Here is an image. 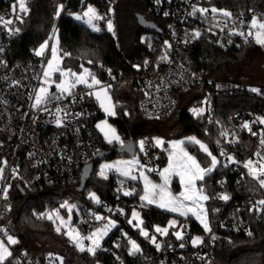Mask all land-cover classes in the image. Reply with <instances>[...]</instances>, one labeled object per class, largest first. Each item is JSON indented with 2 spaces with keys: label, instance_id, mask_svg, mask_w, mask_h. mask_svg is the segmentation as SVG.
<instances>
[{
  "label": "built area",
  "instance_id": "2783aa9c",
  "mask_svg": "<svg viewBox=\"0 0 264 264\" xmlns=\"http://www.w3.org/2000/svg\"><path fill=\"white\" fill-rule=\"evenodd\" d=\"M145 1L151 13L160 19L154 22L160 32L156 34V39H151L147 45L150 51L157 50L156 56L153 59L135 61L132 68L138 72L133 76H126L106 67L94 70L86 66L82 72L87 69L91 74L86 75V79L91 81V76H95L110 89L125 82L134 85L135 89L141 92L138 110L145 120H159L175 113L180 103L179 96L195 91L200 100L191 105L188 114L197 116L198 113H194L193 109H203L201 115L207 113L215 123L216 100L221 95L238 91L241 87L223 85L211 78H205L201 72H194L191 69V55L204 35L223 48L248 43L250 36L247 34L254 14L209 6L206 0ZM16 3L17 0H0V17L4 18L0 21V169L3 170L0 172V239L4 240L5 218L12 207V189L27 188L36 179L45 178L52 183H61L62 189L70 191L74 189L78 179L81 180L83 168L104 151L101 137L94 127L95 120L100 116L98 103L93 96L97 85L91 88L79 86L71 90V94L50 89L48 94L55 93L60 99L33 107L37 91L44 86L42 75L47 51L44 56L37 55L38 44L34 43L27 50L24 60L11 54V47L20 34V23L25 15L18 6L16 11H13V5ZM213 8L218 11L212 12ZM199 9L208 11L202 13ZM219 10L230 12L231 16H224ZM97 16L101 17L97 19L99 23L100 20L112 22L111 6L105 2L97 5ZM7 20L12 23L5 26L4 21ZM56 32L54 29L51 38ZM197 32L199 36H196ZM166 40H169V45ZM244 90L242 87V92ZM249 90L251 89L247 88V92ZM134 94L137 99V94ZM123 116L130 119V110L126 109ZM260 119H264V116L251 112L233 114L230 117L233 129L226 135V140L233 142L234 132L238 130L254 142V154L250 158L254 164L264 163L261 159L264 157V145L260 143L264 137V123H260ZM244 124H248L251 130L244 128ZM128 139V142L135 143L139 162L147 174L160 178L166 152L160 150L152 136L136 138L130 135ZM141 141H144L143 150ZM221 150L224 155H221ZM257 153L260 155H256ZM216 155L219 158L217 166L221 168L213 178L216 182L215 200L219 218L214 222V227L211 225L209 232H213L215 227L223 226L230 229L239 227L247 233L250 229L249 223L240 215L236 225H233L229 218L247 208L258 209L264 213V206L258 204V201L264 200V188L249 175L245 189H240L239 185L246 175L241 157L233 153L230 155L233 158L231 161L224 149H217ZM28 174L33 176L30 181L27 180ZM115 189L113 198L119 200L137 193L139 186L133 182L121 181ZM125 192L134 193L125 195ZM224 194L229 196L228 200L220 198ZM134 208H140L139 203H132L131 210ZM78 215L79 227L84 237L99 224L96 217L103 215L104 218H114L120 223L119 237L115 239L114 244L119 243L121 239H128L124 225L127 212L119 202L110 205L102 201L100 208L79 212ZM197 237L201 242L193 245L192 241ZM209 237L213 238L214 234ZM209 237L205 233L192 234L187 229L183 231L182 239L176 243L163 244L159 249L154 247V250L143 248L138 240L133 239L140 251L133 253L128 243L127 257L134 264H214V249L207 245ZM95 254L116 256L117 264H130L116 253L114 247L105 242ZM53 260L46 257L40 260L21 253L18 264H59L57 260Z\"/></svg>",
  "mask_w": 264,
  "mask_h": 264
},
{
  "label": "trees",
  "instance_id": "16d2710c",
  "mask_svg": "<svg viewBox=\"0 0 264 264\" xmlns=\"http://www.w3.org/2000/svg\"><path fill=\"white\" fill-rule=\"evenodd\" d=\"M136 1H142L150 11L149 5L145 0H127L128 3ZM104 2L105 0H27L26 5L29 12L25 13L21 20L20 34L11 47V54L15 58L24 60L26 52L31 45L34 43L39 45L51 40V34L56 29L59 33L60 55L63 58L64 68L80 72L86 66L94 70L106 67L126 76L137 74L138 71L132 68V64L137 60L153 59L158 53L157 50H149L147 46L149 43L147 45L140 43L139 36L141 31L145 30L144 28L139 26L135 30V44L132 52L127 54L125 46L118 41L113 33L107 30L106 22L100 20L102 29L97 32L77 21L72 15V13L84 11L88 4L95 3L100 5ZM206 3L209 6L224 8L232 12L242 10L254 15L260 14L264 16V0H206ZM116 12H113L114 23L118 22L116 20ZM154 17L156 19L155 22L160 20L156 16ZM151 22L154 23V21ZM158 32L153 33L157 34ZM152 39H156V36ZM250 55L264 56V46L256 44L253 35L249 37L248 43L228 48L216 45L212 39L204 35L196 46L195 52L191 55V69L194 72L203 73L205 78H211L214 82L229 86L239 85L241 88L231 94L221 95L216 100L217 118L215 123L210 120L207 113L201 115V117L188 114V109L191 105L200 100V97L195 95V91L181 94L176 112L159 120L165 121L175 116L177 122L183 126L180 135L194 132L203 142L209 145L215 154L217 149H224L229 154V157L233 153L238 154L241 157V161L245 164L246 161L253 157L254 142L238 130L234 132L235 140L233 142L226 140L227 133L233 129L230 117L242 111L264 116V89L259 92H252L251 90L247 92L248 86L245 83L222 76L219 72L223 67L228 70L236 68L247 61ZM119 87L120 85H116L111 89L119 111V118L114 121L125 135H134L136 138H140L158 133V128H153L150 132L142 130L145 119L140 116L138 110L141 92L137 91L134 85H131V91L138 96L137 99L131 100L123 97V92L119 91ZM242 87L245 89L243 92ZM120 100L122 104L118 103ZM126 109L131 112L130 119H125L123 116ZM101 142L104 150H110L114 147L105 145L102 139ZM188 148L208 168V157L201 153L197 146L188 145ZM98 163L95 165L94 171L83 191H79L80 179L73 187L74 189L66 191L62 189L61 183H52L45 178L36 179L27 188L12 189V207L5 218L4 230L5 234H11L17 238V244L13 247L12 257L5 260L4 264H18L19 254L21 253H24L27 257L45 259L46 255L33 256L29 252L26 247L29 241L27 233H43L49 236L54 234V223L46 218V214L49 210L59 208L61 203L65 201L74 203L79 207L80 212L83 213L100 208L102 201H106L110 205L121 203L127 212V219L124 225L127 228L128 239H121L119 243L114 244L115 239L119 237L120 227L118 226L104 242L114 247L116 253L120 257H124L127 263L134 264L127 257L126 248L128 247L129 239L138 240L145 249H155L147 240L140 236L138 229L128 224V218L132 212L131 204H140L138 193L142 187L139 186L138 192L134 195L114 200L115 187L121 180L114 176L108 179L99 177L97 175ZM244 164L243 170L246 175L239 185L240 189H245L249 177L248 169L244 167ZM220 169L217 166L214 169L216 170L215 173L210 172L206 177L207 188L205 192L209 196L207 204L212 227H214V222L219 218L215 200L216 182L213 181V178L216 177ZM32 177L31 174H28L27 180L30 181ZM91 192L98 196L99 202L88 197V193ZM141 212L144 217V226L152 231L155 226L167 225L171 218L169 212L155 206L143 207ZM239 215L249 223V232L245 233L239 227L230 229V227L218 226L215 227L213 232L206 233L202 225L191 216L185 219L183 231L189 229L192 234L205 233L208 237L214 234L213 238L209 237L207 239L208 247L214 249V264H219V261H224L228 264H264V213L258 209L247 208L234 217H228L233 225L238 223ZM74 216V222L79 226V215L74 212ZM9 218L12 219L10 224L8 223ZM178 240L174 232L170 231L164 243L170 245ZM64 252L66 254L63 260L64 264H117L118 260L116 256L91 255L88 252H77L75 259H72L67 257L72 252L71 248L64 249Z\"/></svg>",
  "mask_w": 264,
  "mask_h": 264
},
{
  "label": "rangeland",
  "instance_id": "374dc122",
  "mask_svg": "<svg viewBox=\"0 0 264 264\" xmlns=\"http://www.w3.org/2000/svg\"><path fill=\"white\" fill-rule=\"evenodd\" d=\"M105 3L109 4L112 8V12H116V20H118L117 23H114L113 20L111 22L112 24V31H109L108 29V23H107V30L111 33H113L118 41L122 43L123 46H125V49L127 50V54H130L132 52L133 45L135 44L134 40V32L135 30L140 26L139 22V16L142 15L144 18L147 20H151L155 22V17L154 15L148 10L146 5L142 1H136L132 3H128L127 0H105ZM27 7V5H26ZM89 7L93 8L95 10V13L97 15V5L95 3L88 4L86 9L82 12H75L72 13L73 17L89 26L91 29L97 31L96 29H99L97 32L101 31L102 27L101 24L97 19L93 20V26L89 25L86 23L88 17L84 16V13L88 11ZM28 9V7H27ZM29 12V11H27ZM77 16L82 17V19H77ZM115 18V17H114ZM113 18V19H114ZM256 18L258 21L264 22V16L260 14H255L251 21ZM250 21V25H251ZM258 29H252L250 28V31L253 33V37L255 38V32ZM156 36L155 33L150 32V31H141L139 40L140 43L143 45H147L149 41ZM166 44L169 45V40H166ZM256 41V40H255ZM47 42V45L43 49V52L39 56H44L46 51H47V57H46V62L44 65L43 69V75H42V84H44V88L50 91V89H54L55 91H59L56 88V84L60 83L62 80H68L69 82H74L75 77L69 76V77H64L60 74V72H53L50 78H45L44 77V71L47 70L48 66V61L52 59V47L55 46L57 49V56L60 58L59 59V68L61 71H66L68 70L67 68L63 67V58L60 55V45H59V33L58 31L54 34V36L51 38V40L45 41ZM45 42L40 43L37 47V52L41 50V46L45 45ZM257 44V43H256ZM128 45V46H127ZM260 45V44H258ZM262 46V45H260ZM72 72H75L77 74L83 73L82 71H76V70H71ZM220 75L225 76L227 78H231L232 80L238 81L245 83L248 85V88H256L259 90L264 89V56H256V55H250L247 59V61L243 62L241 65L237 66L234 69H227L225 67L221 68L220 70ZM47 79V83H45V80ZM100 84L97 85V89L94 91L93 96L95 100L98 103V112L100 116L95 120L94 122V127L97 131V133L100 135L102 141L104 142L105 145L107 146H115L118 144H125V142H128V138L130 136H126L123 130L120 129L118 124L114 121L119 118V111L117 109V101L115 100L112 90L101 80ZM91 83V81H89ZM79 86H87L86 84H77L74 88L71 90L76 89ZM102 88H107V97L110 98H105L103 93L101 94V100L104 101V104L106 107L111 105L110 111L114 112V115H109L107 112H105L104 108L101 107V101L96 98V93L99 92ZM119 91L123 92V97L128 98L131 100H135L136 96L133 91H131V84L128 82L122 83L119 87ZM66 93V92H65ZM119 104H122V101H118ZM204 111V110H203ZM202 112H199L196 117H199ZM106 121V124L104 123ZM97 125H101V128L104 129V131H101V128H98ZM109 126L111 129H115V134L120 138L119 141L113 140L112 143H109L108 140L105 138V132L108 131ZM153 128H158V133H155L152 135V138L156 142L157 140L163 141L162 144H159V148L162 151L166 152V161L165 164L162 167V172L165 168L168 167L169 165V157L170 154H175L177 157L182 155L181 149L183 152H187L190 156L195 157L196 161L200 164L202 168H207L205 167L200 160L198 159L197 155L193 153L192 151L189 150L188 145H192L194 147H198L200 152L205 154L208 157V168L211 167V157L204 151L201 150L200 145L197 143L192 142L189 138H195L196 140L200 141L201 143L205 144L208 147L209 152L212 153L213 156L217 158V161L219 163V158L218 156L210 149L209 145L205 142L202 141V139L196 135L194 132L186 133L183 135H180V131L182 130L183 126L177 122L175 119V116H172L171 118L165 120V121H160V120H144V125L142 130L145 132H150ZM109 136H111V133L109 132ZM183 141L182 144H180L177 148H173L172 145L174 142H181ZM130 161H138V163H133V164H127V163H119V162H130ZM232 161V160H231ZM217 163V165H218ZM103 165H115V167L110 168V169H104L105 175L101 176L99 173L101 171V168ZM215 166V168L217 167ZM211 171L213 172L214 169ZM124 171L130 172V175L125 176L122 173ZM209 174V173H207ZM207 174L204 176L203 180H197L195 182L197 189H203V194L207 195L205 192V189L207 188L206 186V177ZM97 175L101 178L108 179L111 176H114L121 180L123 183L124 182H133V183H139L137 184L138 186L142 187L140 192L138 193L139 198L145 194L144 189H145V179L144 177H147V180L154 185H160L164 186L165 181L164 178L161 176L160 178H155L147 174L145 168L140 164L139 162V156L138 152L135 155H121V154H116L112 158L109 159H104L98 163L97 166ZM136 177V179H132V177ZM1 188V186H0ZM159 191V189H157ZM167 191L171 193L172 196L177 197L180 195L181 192L184 191V186L181 184L180 177L178 175L172 174L169 176V182L167 184ZM133 194L134 192H129ZM96 197L94 199L96 202L98 201V196L91 192L88 193V197L92 198V196ZM208 196V195H207ZM209 197V196H208ZM209 201H201L200 203L203 206L204 212L206 213V219L209 228L211 229V223H210V215H209V208L207 202ZM186 205L191 207V202L190 201H184ZM66 205V206H63ZM140 208H134L128 218V224L134 227L135 229L139 230V234L141 237H143L145 240H147L153 247H156V244H159L160 247L165 244V240L167 238V234L170 231H173L174 234L176 232H180L183 236V226L185 219L187 217L191 216L193 217L200 225L204 227V225L196 218L195 215L192 213H189L187 216H182L179 214V212H172L168 211L164 208L158 207L157 204H148L147 201H142L140 199ZM147 206H155L160 209H163L164 211H167L171 214V218L169 219L167 225L165 226H155L160 227L161 229L167 228L168 232L167 234H161L159 232H156L155 229L149 230L147 227L144 226V217L141 212L143 207ZM138 213V217L136 219L133 218V212ZM196 211L199 212L200 209L196 208ZM74 212L77 214L80 212L79 207L75 205L74 203L70 201H65L61 203L59 208L52 209L47 211L46 218L49 219L51 217V221L54 223V234L52 235H44L43 233H32L28 234L29 241L27 242V249L33 256H41V255H46V258L53 260L54 257H61L64 260V256L66 257V254L64 252V249H67L68 247L72 249V252L67 255V257H70L72 259H75V254L77 252H88L87 248L92 246V242L83 239L82 244L85 248V251H80L76 244L73 242V240L70 238V236L67 234L69 233L72 229H75L76 232L80 234V237H84L82 235V231L78 224L74 222ZM41 217V215H40ZM97 217H101V219H98L99 224L95 226L91 232L88 233L87 236H89L93 232H97L98 230H104V227L106 224L109 223V221H114L115 226L109 227L107 230V234L103 235L102 238H99V243L100 247L104 240L111 235L119 226V221H117L114 218H104L103 215H98ZM176 221L175 226H169L170 221ZM131 221V223H129ZM142 221V223H140ZM12 222V219H8V223L10 224ZM57 228L60 229L59 232H57ZM141 228L144 229V231L148 232V237H145L144 235L141 234ZM124 229V228H122ZM5 231V230H4ZM209 232V231H206ZM26 233V232H25ZM6 239H0L4 242L5 246L9 249V251L13 255V247L17 244H8V236H12L16 241L17 238L11 234H5ZM75 235V233H73ZM86 236V237H87ZM155 237V243L151 241V237ZM176 236V235H175ZM130 241H133V239H129V244H130V249L132 251V244ZM99 247V248H100ZM159 247V248H160ZM98 248V249H99ZM157 248V247H156ZM158 248V249H159ZM95 253L97 252V250ZM52 254V257L49 256V254ZM89 253V252H88ZM91 255H94L92 253H89ZM12 257V256H11ZM9 257V258H11ZM8 258V259H9ZM57 260L59 264H61V261L59 259H54L53 261ZM64 264V261H63ZM219 264H228L227 262L224 261H219Z\"/></svg>",
  "mask_w": 264,
  "mask_h": 264
},
{
  "label": "snow or ice",
  "instance_id": "6c2138e0",
  "mask_svg": "<svg viewBox=\"0 0 264 264\" xmlns=\"http://www.w3.org/2000/svg\"><path fill=\"white\" fill-rule=\"evenodd\" d=\"M159 2V0H157ZM17 6L19 7V10L23 13H27L28 9L26 7V0H17V3L13 5V11H16ZM195 11V9H194ZM199 11L207 12L208 9H199ZM218 10L216 8L212 9V12H217ZM222 11V14L224 16H231L230 12ZM167 15V13H166ZM85 17H88L86 23L93 26V20L94 19H101V17L97 16L95 13V10L91 7H89L88 11L84 13ZM19 19V17H17ZM77 19H82V17L77 16ZM4 18L0 17V21H3ZM5 26L8 24H11V20L4 21ZM250 28L252 29H258L255 32V40L257 44H260L264 46V22L258 21L256 18H254L251 21ZM108 29L109 31H112V24L111 22L108 23ZM97 31L99 29H96ZM16 31H19V29H16ZM240 35H244V33H240ZM249 36L253 35L251 31L248 32ZM196 36H199V33H196ZM47 45V42H45V45L41 46V50L38 51L36 54L41 55L43 52V49ZM67 55V54H65ZM59 57L57 56V49L55 46L52 47V59L48 61V66L47 70L44 71V77L45 78H50L53 72H60V74L64 77H75L74 82H69L68 80H62L60 83L56 84V88L62 92V93H69L71 94V89L74 88L77 84H86L88 87H92L94 85H99L100 81L95 78V76H91V83H89L88 79H86V75H91L87 69H84V72L81 74H77L75 72H72L71 69H68L66 71H61L59 68ZM47 79L45 80V83H47ZM252 92H259V89L252 88ZM103 93L105 98L107 97V88H102L99 92L96 93V98L101 101V107L104 108L105 112H107L109 115H114L115 113L110 111L111 105L108 107L105 106L104 101L101 100V94ZM91 94V93H90ZM35 103L33 107H38L41 104H45L47 102H50L52 100H59L60 97L56 96L55 94L49 95L48 90L44 87H41L35 97ZM110 100V98H108ZM59 111V109H58ZM203 109H193L194 113H199L202 112ZM260 123H264V119H260ZM60 121L59 119L57 120V124H59ZM106 124V121L104 122ZM98 128H101V125H97ZM244 128H249L248 124L243 125ZM249 130H251L249 128ZM101 131H104L103 128H101ZM109 132L111 133V136H109ZM253 135H256L257 133H252ZM105 138L108 140L109 143H112L113 140L119 141V137L115 134V129H111L109 126V129L107 132H105ZM192 142L197 143L200 145V148L202 151L206 152L210 157H211V167L209 168H202L200 164L196 161L195 157L190 156L187 152H183L181 149L182 155L177 157L175 154H170L169 157V165L167 168L163 170V172L160 173V175L164 178L165 184L164 186L160 185H154L151 184L148 180L147 177H144L145 179V189L144 192L145 194L140 197L142 201H147L148 204H157L158 207L164 208L168 211L172 212H179L180 215L182 216H187L189 213H192L193 215L196 216L198 220L204 225L205 231H210V228L207 223L206 219V213L204 212L203 206L200 203L201 201H206L209 199V197L205 194H203V189H197L195 182L197 180H203L204 176L207 173H210L213 168L217 165L218 161L215 156L212 155L211 152H209L208 147L201 143L200 141L196 140L194 137L189 138ZM156 143L162 144L163 141L157 140ZM183 141L181 142H174L172 147L177 148L180 144H182ZM261 145H264V137L261 138L260 141ZM141 149L143 150V145L144 141L140 142ZM221 155H224L223 150H221ZM256 155H260V153H257ZM232 157H229V160H232ZM262 160H264V157H261ZM119 163H127V164H133V163H138V161H130V162H119ZM115 167V165H103L100 171V175L104 176L105 172L104 169H110ZM244 167L248 169V174L253 177V179L257 180L259 183V186L261 188H264V163H258L254 164L252 160H248L245 162ZM3 170L0 169V172ZM125 176L130 175V172L124 171L122 173ZM175 174L180 177L181 184L184 186V191L180 193L179 196L174 197L171 195L169 191H167V184L169 182V176ZM132 179H136V177H132ZM159 189V191H157ZM125 195H130L131 193L125 192ZM93 199H96V197L92 196ZM221 199L223 200H228L229 196L224 194L220 196ZM184 201H190L191 202V207L186 205ZM99 202V201H97ZM259 205L264 206V200L258 201ZM66 206V205H63ZM196 208H199L200 211L197 212ZM138 217V213L135 211L133 212V218L136 219ZM97 219H101V217H96ZM51 219V217H49ZM131 223V221H129ZM142 223V221L140 222ZM176 221H170L169 226H175ZM115 226L114 221H109L108 224L105 225L104 230H98L97 232L91 233L87 237H80V234L76 232L75 229H72L69 233H67L70 238L73 240V242L76 244L78 249L80 251H85V248L82 244L83 239H87L92 242V246L87 248V251L89 253L95 254L96 249L100 247L99 243V238H102L103 235L107 234V230L109 227ZM57 232L60 231L59 228L56 229ZM156 232H159L161 234H167L168 229L164 228L161 229L160 227H156L155 229ZM75 233V235H73ZM141 234L144 235L145 237H148V232L144 231L143 228H141ZM177 239H182V234L180 232L175 233ZM251 235V233H249ZM153 243H155V237L150 238ZM201 240L199 237L194 238L192 243L193 245H196L200 243ZM17 241L12 237L8 236V244H16ZM132 244V252H139V246L136 244L135 241H130ZM156 247L159 248L160 245L156 244ZM183 247V245H181ZM12 256V253L9 251V249L5 246L4 242L0 240V264H4L5 260H7L9 257ZM50 257H52V254H49ZM54 259H59L61 261V264H63V259L61 257H54Z\"/></svg>",
  "mask_w": 264,
  "mask_h": 264
},
{
  "label": "water",
  "instance_id": "95a60500",
  "mask_svg": "<svg viewBox=\"0 0 264 264\" xmlns=\"http://www.w3.org/2000/svg\"><path fill=\"white\" fill-rule=\"evenodd\" d=\"M139 22H140V27L144 28L145 30L153 31V32L159 31V28L153 22L147 20L142 15L139 16ZM136 150H137V148H136L135 143L130 141L124 145H115L112 149L104 150L102 153L97 155L91 163L87 164L83 168L80 186H79V191H83L86 188L88 180L90 179V177L94 171L95 165L98 162H100L104 159H109L110 157L114 156L115 154L128 155V156L129 155H135Z\"/></svg>",
  "mask_w": 264,
  "mask_h": 264
},
{
  "label": "flooded vegetation",
  "instance_id": "af4514ba",
  "mask_svg": "<svg viewBox=\"0 0 264 264\" xmlns=\"http://www.w3.org/2000/svg\"><path fill=\"white\" fill-rule=\"evenodd\" d=\"M118 145H123V144H118Z\"/></svg>",
  "mask_w": 264,
  "mask_h": 264
}]
</instances>
